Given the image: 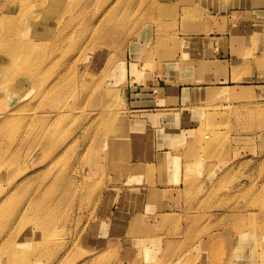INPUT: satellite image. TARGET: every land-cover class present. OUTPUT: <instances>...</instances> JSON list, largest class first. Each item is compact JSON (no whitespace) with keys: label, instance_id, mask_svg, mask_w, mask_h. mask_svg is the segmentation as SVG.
I'll list each match as a JSON object with an SVG mask.
<instances>
[{"label":"rangeland","instance_id":"1","mask_svg":"<svg viewBox=\"0 0 264 264\" xmlns=\"http://www.w3.org/2000/svg\"><path fill=\"white\" fill-rule=\"evenodd\" d=\"M215 1L0 0V264H264V0Z\"/></svg>","mask_w":264,"mask_h":264},{"label":"crops","instance_id":"2","mask_svg":"<svg viewBox=\"0 0 264 264\" xmlns=\"http://www.w3.org/2000/svg\"><path fill=\"white\" fill-rule=\"evenodd\" d=\"M182 2H183V4L185 5V4H187V5H191V4H193V3H195V4H197V5H199V6H201V7H203V8H200L199 10H201V13H203L202 11H204V13H203V16H207L208 14H211V13H213V8H212V6L213 5H215V3H216V1L215 0H181ZM184 1H185V3H184ZM188 13V12H187ZM196 15H198V14H195L194 13V16L196 17ZM202 16V17H203ZM204 20H206L207 18L206 17H204L203 18ZM194 25H196V21L194 22ZM198 35H200V36H202L203 34H201V33H198ZM198 35H194V36H192V37H194V38H197V36ZM191 36V35H190ZM196 36V37H195ZM200 39H202L203 41L205 40V43L206 42H217V41H219V42H222V41H225V40H227L228 39V41H229V36H226V37H218V38H212L211 36H210V38H206V35H205V33H204V35L202 36V37H200ZM209 40V41H208ZM216 52H218V49H216ZM222 54V53H221ZM226 75V78H224L225 80L227 79V80H231V76H229V72H227V74H225ZM223 78L221 79L222 81L224 80ZM211 82H213V81H215V78H213V79H211L210 80ZM230 82V81H229ZM223 83V82H222ZM231 83H232V81H231ZM201 84L202 83H199V84H197V86L198 87H195V88H197V89H201L202 87H201ZM204 85L205 84H207L206 82H204L203 83ZM203 88H205V86H203ZM232 88H236V86H233ZM182 91H179V93H181ZM164 101L165 102H167V99H164ZM164 105H161L160 107H175V108H171L170 110H175V111H177V112H173V113H165V114H163V113H156V114H153V115H146V117L145 116H143V114H141L140 115V117H142L143 119H138L139 121L140 120H142V121H145V122H147V121H150L151 120V118H154L155 120H156V118H157V120L158 121H160V122H164L166 119H165V117L166 116H169V118L170 119H174V120H176V121H180V122H182V123H186V122H191V121H193V120H195V118L193 117V115H188V114H186V113H181L180 112V110L183 108V106H185L186 105V103H184V101H183V99H181V98H178L177 99V101L175 102V103H173V104H171V103H163ZM194 105V104H193ZM169 109V108H168ZM147 111V110H146ZM157 114H161V116L160 115H157ZM155 115V116H154ZM135 122L137 121V120H134ZM149 127V126H148ZM181 128H185V126H180ZM147 152V153H146ZM155 150L154 151H152L151 152V150H146V151H144V153H146V154H144V156L141 158V161H139L141 164H143V165H155L154 167H156V168H158L160 165H161V158H163L164 157V155H166L168 152H161V153H158V152H155ZM142 156V155H141ZM153 158H152V157ZM133 163H135V162H133Z\"/></svg>","mask_w":264,"mask_h":264},{"label":"bare ground","instance_id":"3","mask_svg":"<svg viewBox=\"0 0 264 264\" xmlns=\"http://www.w3.org/2000/svg\"><path fill=\"white\" fill-rule=\"evenodd\" d=\"M10 17H12V16H6L5 18H0V24L2 23L3 20L9 19ZM34 18H35V16H34ZM31 45H32V44H31ZM28 50L31 51V50H33V49L29 48ZM2 57H4V56H2ZM229 94H231L229 91H220V92L218 93L217 96L220 98L221 96H230ZM263 235H264V233H263ZM18 254H19V251H18ZM5 256L10 258V261H9V262H12L13 259L15 260V257H16L17 255L14 254V255H11V257H10V255H7V254L5 253ZM20 256H21V255H20Z\"/></svg>","mask_w":264,"mask_h":264}]
</instances>
